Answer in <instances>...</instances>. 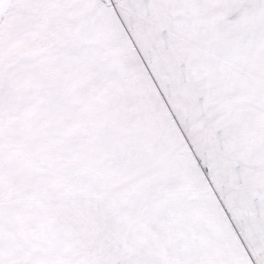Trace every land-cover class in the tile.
Listing matches in <instances>:
<instances>
[{"label":"snow or ice","instance_id":"1","mask_svg":"<svg viewBox=\"0 0 264 264\" xmlns=\"http://www.w3.org/2000/svg\"><path fill=\"white\" fill-rule=\"evenodd\" d=\"M0 264H264V0H0Z\"/></svg>","mask_w":264,"mask_h":264}]
</instances>
